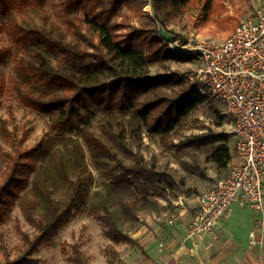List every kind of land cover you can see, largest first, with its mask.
<instances>
[{
  "label": "trees",
  "instance_id": "obj_1",
  "mask_svg": "<svg viewBox=\"0 0 264 264\" xmlns=\"http://www.w3.org/2000/svg\"><path fill=\"white\" fill-rule=\"evenodd\" d=\"M150 4L154 16L144 11ZM45 5L46 0H0V16L6 20L15 52L10 86L23 106L58 116L51 124L53 132L60 136L83 133L94 166L107 182L92 195L95 178L84 146L78 138H71L69 158L65 159L62 151L57 160L61 165L67 160L79 172L75 180L64 181L69 194L66 203L53 194L48 166L40 168L35 179V200L26 199L27 217L39 231L34 240L24 235L28 253L89 202L110 245L139 247L134 234L144 226L141 212L151 215L156 211L148 199L172 204L181 196H193L184 177L159 164L156 157L145 156V132L169 136L207 99L165 65L171 60L190 59L170 53L161 44V40L181 36L163 38L150 26L166 28L182 22L191 11H200L204 22L214 14L216 26L226 30L236 27L231 24L234 16L226 15L225 4L219 5L217 0H64L62 22H54ZM124 8L130 14L120 23L113 22ZM133 18L141 24L131 23ZM9 52L0 51V63ZM153 64L161 65L164 74L151 76ZM99 114L104 117L100 123L103 136L96 135L93 124ZM12 140L17 150L8 174L0 176V217L12 209L27 184L21 174L22 160L37 158L43 147L24 151L15 134ZM209 143L219 145L207 161L219 169L228 168L232 153L223 135L193 136L181 149ZM192 169L207 177L200 164L194 163ZM29 255L7 264H38ZM76 256L77 264H88L79 250Z\"/></svg>",
  "mask_w": 264,
  "mask_h": 264
},
{
  "label": "rangeland",
  "instance_id": "obj_2",
  "mask_svg": "<svg viewBox=\"0 0 264 264\" xmlns=\"http://www.w3.org/2000/svg\"><path fill=\"white\" fill-rule=\"evenodd\" d=\"M217 2L219 5L225 4L226 15L234 16L232 25L237 26L241 22L251 20L256 14V0H217ZM63 8L64 0H46L45 10L50 21L62 22ZM144 11L154 16L151 4ZM127 14L130 12L125 8L122 9L114 17L113 22L120 23ZM215 18L216 16L212 14L211 18L204 22L202 12L191 11L179 24H169L166 28L151 25L150 28L152 31L156 30L157 35L160 33L163 38L172 39L175 36H181L172 41L161 40V44L174 54L170 48V44L174 42H177V45L194 46L206 40H213L218 43L225 41L235 27L234 29L221 30L214 23ZM131 21L136 25L141 24L136 18L131 19ZM182 37L186 41H183ZM7 49L10 52L6 55L5 60L0 63V176L8 174L9 163L16 155L17 145L12 140V134H15L16 142L21 144L24 151L37 149L41 145L43 147L37 158L22 160L21 174L27 184L21 192V198L10 211L5 212L0 217V264L13 262L27 254H30V258L38 260V264H77L75 262L77 259L76 250L81 252L83 258H87L88 264H125V256L127 254L133 256V253L142 257L145 254L138 247L128 243L110 245L109 239L103 235L101 222L95 218L90 210V202L85 209L75 211L57 233L34 251L28 253L29 243L24 235L34 240L39 231L27 217L26 199L35 200V179L40 168L48 166L53 178V194L56 199L66 203L69 194L67 188L64 187V181L75 180L79 172L73 169L67 160L63 165L57 160L62 151L66 154L65 159L67 156L69 158L67 146L71 138H78L84 146L86 162L95 178L92 195L107 180L95 168L91 153L83 139V133L76 132L72 135L60 136L53 132L51 124L58 116H46L23 106L12 91L10 78L15 65L14 44L8 34L6 20L0 16V51L5 52ZM174 55L189 57L190 59L171 60L167 61L165 65L171 72L186 79L187 83L192 85L187 74L193 69L199 68L201 60L187 54ZM164 72L159 64H153L150 67L151 76H160ZM103 118V115L99 114L93 120L97 136L104 135L100 127ZM229 125V120L223 114L222 104L212 96H208L206 102L184 118L176 131L169 136L161 138L145 132L143 145L145 156L147 158L156 157L159 164L168 165L178 176L184 177L186 188L192 191L193 196L191 198L181 196L175 199L172 204L163 200H158L155 203L154 200L148 199L150 205L156 207V211L151 215L147 214L148 212L145 210L141 212V219L144 220L143 227L147 229L143 230V234H179L181 236L186 232L187 225L195 215V213L190 212L189 201L198 199L203 192L212 189L218 181L227 177L232 165L229 163L228 168L219 169L207 161V157L218 147L219 143H209L202 147L186 149H181V145L193 136L202 134L223 135L226 137L231 153L235 155V140L229 135ZM194 163L200 164L207 175L206 178L193 172ZM179 202H183V206L177 204ZM235 206L236 204L232 206L233 209L236 208ZM246 231L243 233L245 239H248V232ZM137 233L134 234V237Z\"/></svg>",
  "mask_w": 264,
  "mask_h": 264
},
{
  "label": "built area",
  "instance_id": "obj_3",
  "mask_svg": "<svg viewBox=\"0 0 264 264\" xmlns=\"http://www.w3.org/2000/svg\"><path fill=\"white\" fill-rule=\"evenodd\" d=\"M256 6L254 18L237 25L223 42L170 44L174 54L201 60L187 77L202 96L222 104L237 159L227 177L198 197L184 243H190L191 255L215 233L236 200L264 212V0H256ZM263 235L264 215L250 232L251 244L262 243Z\"/></svg>",
  "mask_w": 264,
  "mask_h": 264
},
{
  "label": "crops",
  "instance_id": "obj_4",
  "mask_svg": "<svg viewBox=\"0 0 264 264\" xmlns=\"http://www.w3.org/2000/svg\"><path fill=\"white\" fill-rule=\"evenodd\" d=\"M236 161V154H232L230 165ZM234 204L236 208L233 209ZM197 208V198L189 201L191 213H196ZM263 215L264 212L236 200L227 217L219 223L214 234L205 238L195 255L189 253L190 243L184 244L186 232L181 236L143 234V230H147L143 227L134 238L145 255L127 254L125 264H264V235L262 243L257 245L251 244L249 236ZM245 230L248 239L244 237Z\"/></svg>",
  "mask_w": 264,
  "mask_h": 264
}]
</instances>
